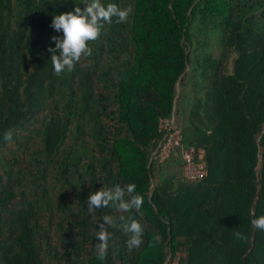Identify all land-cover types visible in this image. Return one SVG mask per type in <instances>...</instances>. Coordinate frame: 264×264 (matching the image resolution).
<instances>
[{
	"label": "trees",
	"instance_id": "1",
	"mask_svg": "<svg viewBox=\"0 0 264 264\" xmlns=\"http://www.w3.org/2000/svg\"><path fill=\"white\" fill-rule=\"evenodd\" d=\"M87 2L0 0V264H264V231L251 225L264 215V0H101L132 11L56 76L52 18ZM200 28L218 36L216 57ZM187 73L179 148L204 151L207 173L155 182L158 120L175 117ZM128 183L139 213L88 211L91 192ZM104 215L115 227L100 260ZM121 216L142 224L138 248Z\"/></svg>",
	"mask_w": 264,
	"mask_h": 264
},
{
	"label": "clouds",
	"instance_id": "2",
	"mask_svg": "<svg viewBox=\"0 0 264 264\" xmlns=\"http://www.w3.org/2000/svg\"><path fill=\"white\" fill-rule=\"evenodd\" d=\"M131 8H119L115 3L104 4L101 0H88L83 4L74 5L71 11L63 12L52 18L51 27L57 32H62V37H53L55 48H50V59L52 72L60 76L65 72H71L76 63L82 56H89L91 48L89 42L95 41L101 34V27L113 23H124L131 13ZM179 85L176 86V91ZM174 116V114H172ZM175 120V117H174ZM176 125V123H175ZM5 141L12 140V133L6 132L3 136ZM128 198L125 199L124 197ZM115 205L119 210L125 213L135 211L139 213L144 204V197L136 193V185L128 183L124 188L119 185L110 189L100 188L98 191L91 192L87 197L88 211H96L107 207L109 204ZM100 220L96 230L95 250L97 258L103 260L108 252L111 233L105 226L115 227L113 218L104 215ZM120 220L124 222L126 233L130 234L126 245L129 249L138 248L143 243L144 228L141 223L135 219H125L121 216ZM130 221V222H129ZM254 229L264 231V215H260L251 220ZM238 238L243 240V234L238 233Z\"/></svg>",
	"mask_w": 264,
	"mask_h": 264
},
{
	"label": "rangeland",
	"instance_id": "3",
	"mask_svg": "<svg viewBox=\"0 0 264 264\" xmlns=\"http://www.w3.org/2000/svg\"><path fill=\"white\" fill-rule=\"evenodd\" d=\"M215 33V32H214ZM193 35H196L197 39L206 43L207 45H203V49H206L207 52L211 53L214 57L217 56L219 53V38L215 34H211L209 31H203V28L194 29ZM190 51V50H189ZM194 48L191 47L190 52V67L192 58L194 56ZM197 54H201V52H198ZM191 76L189 73H187L183 83L176 91V98L177 105H176V114H175V123L176 126L181 130L184 127H186V123L188 120V112L190 109V106L192 104V89L193 85H191ZM182 149H177L175 152L172 153L173 161H169L167 163L155 161L153 163L154 168V180L155 182H158L160 179L166 178L167 176L174 174L175 181L178 182V184H183L182 176V169L180 168V164L182 162Z\"/></svg>",
	"mask_w": 264,
	"mask_h": 264
},
{
	"label": "built area",
	"instance_id": "4",
	"mask_svg": "<svg viewBox=\"0 0 264 264\" xmlns=\"http://www.w3.org/2000/svg\"><path fill=\"white\" fill-rule=\"evenodd\" d=\"M158 132L161 134L155 149L151 152L150 163L159 161L165 162L177 149H182L184 160L181 166L185 182L191 183L201 180L207 173L204 161V151H196L193 147H181V131L176 127L174 116L160 118L158 120ZM171 264H179L178 257L172 260Z\"/></svg>",
	"mask_w": 264,
	"mask_h": 264
}]
</instances>
